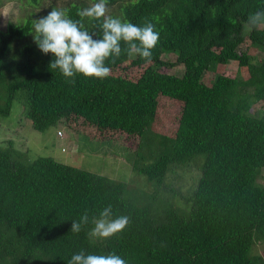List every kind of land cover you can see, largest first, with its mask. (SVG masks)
Instances as JSON below:
<instances>
[{"label":"trees","instance_id":"trees-1","mask_svg":"<svg viewBox=\"0 0 264 264\" xmlns=\"http://www.w3.org/2000/svg\"><path fill=\"white\" fill-rule=\"evenodd\" d=\"M120 1L108 0V7ZM84 7L66 11L80 20ZM260 10L264 0L124 3L115 17L138 26L148 18L160 32L152 62L122 51L114 64L107 62L108 78L78 75L74 85L50 69L54 56L36 43L7 59L10 45L27 40L32 29L31 23L9 24L0 34V116H10L22 100L36 131L66 121L95 141L136 145L133 170L158 188L174 167L200 156L205 161L188 199L192 208L182 216L173 206L156 209V196L145 204L134 201L125 183L53 158L29 162L13 142L0 145V264H68L81 250L115 252L127 264H264L263 256L253 254L256 243H264V185L258 181L264 115L254 112L264 102V57L252 53H264V30L244 28ZM82 22L94 39L102 36L100 21ZM165 54L176 62L165 61ZM232 62L246 78L224 73ZM178 65L184 66L180 76L163 71ZM218 65L220 74L207 85V72ZM109 204L115 215L131 219L123 234L92 243L86 235L91 224L71 232L85 210L98 216Z\"/></svg>","mask_w":264,"mask_h":264},{"label":"rangeland","instance_id":"rangeland-1","mask_svg":"<svg viewBox=\"0 0 264 264\" xmlns=\"http://www.w3.org/2000/svg\"><path fill=\"white\" fill-rule=\"evenodd\" d=\"M132 1L137 0H121L115 7H109V14L118 16L122 5ZM94 2L93 0H40L38 4H34L32 0H0V34L7 31L9 24L18 27H24L28 23L32 24L34 20L47 16L54 7L66 10L71 5L77 4L85 5L87 8ZM31 26V33L27 40H15L10 45L7 59L18 58L25 46L35 43L32 35L34 28L33 25ZM243 48H250L249 41ZM252 53L259 59L264 57V53L259 50L254 49ZM163 56H165V61L176 62V56H167V54ZM221 68L219 65L211 68L204 82L212 85L220 74ZM183 70L184 66L178 65L173 69L163 71L180 76ZM224 73L237 74L240 78H246V73L239 72L238 64L235 62L230 63ZM24 109V102L16 100L11 115L0 116V145L7 146L10 141L13 142L14 148L29 162L41 157L53 158L60 163L125 183L128 197L140 204H145L142 201L153 198L150 196L152 195L158 198L155 202L156 209L161 210L166 206H173L182 216H186L191 210L192 205L188 199L197 189L202 175V163L204 164L205 161L204 156L198 157L199 159H195L196 161L189 166L174 167L162 187L158 188L144 175L133 170L132 161L136 154L134 152L137 150L136 145L130 146L120 141H95L89 135L91 133L84 130L80 132L77 129L78 126H68L66 121L45 132H39L34 129L32 121L24 114ZM254 112L258 116L264 115V102L256 104ZM171 128L173 130L176 128L175 122L172 123ZM59 132L63 136H59ZM258 181L264 185V169ZM253 254L264 257V243H256Z\"/></svg>","mask_w":264,"mask_h":264},{"label":"clouds","instance_id":"clouds-1","mask_svg":"<svg viewBox=\"0 0 264 264\" xmlns=\"http://www.w3.org/2000/svg\"><path fill=\"white\" fill-rule=\"evenodd\" d=\"M80 20L70 17L69 13L54 7L47 16L32 22L33 39L39 50L52 54L54 60L50 69L59 70L66 82L75 84L76 77L106 79L111 75L107 62L115 63L122 51L129 57L139 56L151 63L153 50L160 43V32L154 23L145 18L142 26L122 20L109 14L108 0H95L89 7L82 9ZM83 18L100 21L102 36L94 39L82 22ZM245 30H264V10L249 15ZM122 43L126 46L122 49ZM87 230L90 242L105 241L123 234L130 226L131 219L126 215H115L111 204L99 211L98 216H89L85 210L78 220L72 221L71 232L79 234ZM68 264H127L115 252L108 254H86L84 250L74 254Z\"/></svg>","mask_w":264,"mask_h":264},{"label":"built area","instance_id":"built-area-1","mask_svg":"<svg viewBox=\"0 0 264 264\" xmlns=\"http://www.w3.org/2000/svg\"><path fill=\"white\" fill-rule=\"evenodd\" d=\"M59 136H63L61 132L58 133Z\"/></svg>","mask_w":264,"mask_h":264}]
</instances>
